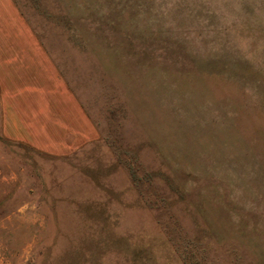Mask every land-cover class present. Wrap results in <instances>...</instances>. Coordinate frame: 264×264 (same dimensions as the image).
Here are the masks:
<instances>
[{"label": "rangeland", "instance_id": "374dc122", "mask_svg": "<svg viewBox=\"0 0 264 264\" xmlns=\"http://www.w3.org/2000/svg\"><path fill=\"white\" fill-rule=\"evenodd\" d=\"M184 245L264 264V0H0V264Z\"/></svg>", "mask_w": 264, "mask_h": 264}, {"label": "trees", "instance_id": "16d2710c", "mask_svg": "<svg viewBox=\"0 0 264 264\" xmlns=\"http://www.w3.org/2000/svg\"><path fill=\"white\" fill-rule=\"evenodd\" d=\"M185 264H204L205 262V254L199 247L196 246H187L184 245L181 248V253L179 254ZM241 262V261H240ZM264 262V260H263ZM239 264V263H238Z\"/></svg>", "mask_w": 264, "mask_h": 264}]
</instances>
